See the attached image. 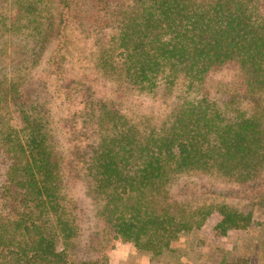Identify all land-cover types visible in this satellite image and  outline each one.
<instances>
[{"label": "trees", "instance_id": "trees-1", "mask_svg": "<svg viewBox=\"0 0 264 264\" xmlns=\"http://www.w3.org/2000/svg\"><path fill=\"white\" fill-rule=\"evenodd\" d=\"M214 212L264 221V0H0V264H181Z\"/></svg>", "mask_w": 264, "mask_h": 264}, {"label": "rangeland", "instance_id": "rangeland-1", "mask_svg": "<svg viewBox=\"0 0 264 264\" xmlns=\"http://www.w3.org/2000/svg\"><path fill=\"white\" fill-rule=\"evenodd\" d=\"M44 58L45 52L39 56L40 64L38 63L35 68H32L34 72L37 71ZM93 86L95 97L103 96L108 92V83L101 78ZM199 180L204 182L206 179L199 178ZM76 192L80 191L75 190L77 195ZM171 194L185 202H192L198 196V194L192 193L182 194L177 186H173ZM87 207V199L79 194L78 209L84 229L82 240H90L97 244V239H94L95 236H93L94 233L86 228L95 226L85 211ZM219 217V214L214 212L202 227L193 230L185 240L178 243L180 263L200 264L203 259L207 258L209 261L225 258L226 264H264V221L261 216L255 214L251 220L230 224L224 236L217 235L213 228ZM89 252L86 256L91 259L92 263L90 264H154L151 263L144 251L133 248L120 235H112L104 249L98 247L97 250Z\"/></svg>", "mask_w": 264, "mask_h": 264}]
</instances>
